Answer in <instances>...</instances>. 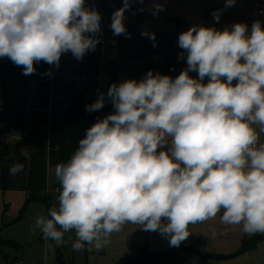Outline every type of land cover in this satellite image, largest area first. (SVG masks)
Here are the masks:
<instances>
[{
  "label": "clouds",
  "instance_id": "1",
  "mask_svg": "<svg viewBox=\"0 0 264 264\" xmlns=\"http://www.w3.org/2000/svg\"><path fill=\"white\" fill-rule=\"evenodd\" d=\"M132 2L122 0L112 13L113 35L131 37L124 21ZM235 3L226 0L225 8ZM163 10L153 3V16ZM221 12L212 13L216 21ZM101 20L86 0H0V59L23 75L35 74L40 62L59 68L67 53L82 60L101 42ZM178 46L187 68L175 78L149 70L86 105L98 111L107 98L114 112L86 129L70 159L55 166L58 206L38 217L33 231L56 246L74 231V251L100 250L131 223L179 247L189 225L222 211L225 225L264 234V143L256 127L264 133V25H193ZM23 168L16 163L9 173Z\"/></svg>",
  "mask_w": 264,
  "mask_h": 264
},
{
  "label": "rangeland",
  "instance_id": "2",
  "mask_svg": "<svg viewBox=\"0 0 264 264\" xmlns=\"http://www.w3.org/2000/svg\"><path fill=\"white\" fill-rule=\"evenodd\" d=\"M154 2H159L164 7V10L156 16L152 15ZM225 2L226 0H144L141 4L133 0L131 9L125 13L124 23L128 33H131L134 28L174 31L178 27L177 19L189 23L185 26L187 30L193 25L222 30L235 23H244L246 19L242 20L241 16H249V19L259 20L264 25V14L255 16L254 0H236L235 5L228 8H225ZM122 6V0H109L108 6H103L99 10L107 44L110 39L112 44L118 45L121 40L118 42V38L124 36L113 35L110 28L112 13ZM141 8L145 10L139 11ZM216 10H222L218 21L212 15ZM140 17L144 18L143 23H139ZM245 24L248 27L251 26L248 22ZM119 46H122V41ZM115 47L114 45V49ZM111 57L108 45L93 55H85L82 60H77L71 53L62 55L59 68L52 66L55 91L59 89L64 94L69 80L76 75L77 70L92 61L100 68V81L103 93L106 94L112 80L109 72ZM125 80H127L126 74L121 73L118 76V84ZM96 92V86L89 87L88 99L94 97ZM38 98V85L34 84L26 88L0 89V107H17L23 104L35 107L38 104ZM256 127L260 142L264 143V133H260L258 126ZM22 141L23 139L17 136L0 135V176L2 164L13 158L15 151L18 152L19 157L25 156L26 151ZM54 169L55 166L49 167L47 174L48 186L51 188L59 184L55 178ZM27 201L26 191L15 189L4 191L0 186V237L13 240L20 245L19 249L9 247L5 249L9 259L7 261L3 258L5 264H14L17 261L23 264H125L127 260L138 257L143 247L151 252L174 248L159 232L144 231L139 225L131 223L125 224L120 232L112 233L110 242L100 250L86 245L83 251H74L72 248L76 239L74 231L65 234L64 243L60 246H56L51 240L46 243L47 239L43 237L40 230L33 231V229L37 218L46 216L52 203L58 206V195H52L46 204L35 203L28 206L21 215V210ZM221 215L222 211L215 218L189 225L191 234L178 247L183 255L179 262L181 264H264V238L256 241L262 234L247 235L242 231L241 225H225L221 222ZM245 238L255 239L256 247L250 251L239 252ZM185 243L188 246H185ZM235 253L237 254L231 256ZM216 255L230 256L220 259L216 258Z\"/></svg>",
  "mask_w": 264,
  "mask_h": 264
},
{
  "label": "trees",
  "instance_id": "3",
  "mask_svg": "<svg viewBox=\"0 0 264 264\" xmlns=\"http://www.w3.org/2000/svg\"><path fill=\"white\" fill-rule=\"evenodd\" d=\"M109 0H98L100 8L107 7ZM143 23L144 18L138 19ZM178 27L174 31H152L147 29L134 28L131 37L120 36L118 42L122 46L112 44L108 40L111 61L109 72L113 83L118 84V76L125 73L127 80H141L151 70L175 78L181 71L187 68L186 54L178 46L179 35L187 31L185 23L177 19ZM142 31L154 33L155 40L142 36ZM114 45L116 46L114 49ZM93 55V54H92ZM36 72L32 75H23V68L16 66L10 59H0V89L26 88L30 84L38 82L39 99L35 107L26 104L17 107H0V135L22 136V143L25 148V156L19 157L15 151L14 157L2 164L0 186L6 191L9 189L24 190L28 193V201L21 210V215L28 206L35 203L46 204L53 194H48V168L58 163L67 162L79 146V141L97 119H102L113 113L111 105L101 108L98 111L87 112L86 105H89L87 90L94 86L96 80L91 79L90 85L73 87L69 85L64 93L63 101L51 112L45 109L48 103L49 78L52 77V66L40 62L35 64ZM51 68V74H45ZM78 72L87 73L91 76L100 74L98 64L92 61L82 65ZM193 78H198L197 72H189ZM204 83H207V78ZM69 102V106H64ZM33 127L29 133L24 128L27 122ZM21 163L23 171L10 175L9 169L12 165ZM59 186L60 185H56ZM256 241H258L256 239ZM20 248V245L13 240H5L0 237V264L9 260L5 249ZM256 247L255 239H244L242 249L239 252H246ZM237 252V253H239ZM232 254L231 256L236 255ZM230 255H216V258H226ZM182 254L178 247L171 250L148 251L143 247L139 256L127 260L125 264H177ZM15 261V259H13ZM11 263V262H10ZM66 264V263H63Z\"/></svg>",
  "mask_w": 264,
  "mask_h": 264
},
{
  "label": "built area",
  "instance_id": "4",
  "mask_svg": "<svg viewBox=\"0 0 264 264\" xmlns=\"http://www.w3.org/2000/svg\"><path fill=\"white\" fill-rule=\"evenodd\" d=\"M86 7L95 8L99 12L98 0H86ZM254 12H255L256 17L264 14V0H254ZM253 22H254V20L251 18L248 20V23L250 25ZM100 27H101V33H99L98 36L100 37L101 42L96 46L94 51H89L86 54V56L95 54L100 49L102 50V49H105V47H106L107 42H106L105 30H104L102 22H100ZM250 28H251V26L249 27V30H250ZM91 79L96 80V83L94 86H96L97 92H96L94 97L88 99L89 104L94 103L97 100V98L100 96V94L103 93L102 84L100 81L101 80V73L98 75L91 76L87 73H82V72L77 71L76 75L71 80H69V85H72L73 87H82L81 84L83 86L90 85ZM49 81H50V84L48 86V103H47V106L45 109L51 114V112L63 101L64 94L62 93V91L60 92L59 89H58V91H55L54 81H53L52 77L49 78ZM34 84L38 85V82H35ZM109 105H111L113 108V105L111 104V102L107 101V98H106V103H105L104 107L109 106ZM64 106H69V102H65ZM113 111H114V108H113ZM32 127H33L32 123L30 121L27 122V124L24 128L25 133L26 134L29 133L32 130ZM58 189H59V186H55L53 188L47 187L46 192L48 194H53V195L59 196ZM53 206H54V203H52V205L49 207V209ZM49 242H50L49 240H46V243H49ZM14 264H23V263L17 261ZM177 264H179V263H177Z\"/></svg>",
  "mask_w": 264,
  "mask_h": 264
},
{
  "label": "crops",
  "instance_id": "5",
  "mask_svg": "<svg viewBox=\"0 0 264 264\" xmlns=\"http://www.w3.org/2000/svg\"><path fill=\"white\" fill-rule=\"evenodd\" d=\"M238 16H240V15H238ZM241 17H243L242 18V20L243 19H246V21L244 22V23H247L248 22V20H249V16L247 17V16H241ZM241 23H243V22H241ZM35 85V84H34ZM39 99V98H38ZM18 137H22V136H18ZM56 186V185H55ZM49 187V186H48ZM51 188V187H50ZM259 241V240H258ZM185 246H188V244L187 243H185ZM182 258H183V255H182ZM179 264H181L180 262H178Z\"/></svg>",
  "mask_w": 264,
  "mask_h": 264
},
{
  "label": "water",
  "instance_id": "6",
  "mask_svg": "<svg viewBox=\"0 0 264 264\" xmlns=\"http://www.w3.org/2000/svg\"><path fill=\"white\" fill-rule=\"evenodd\" d=\"M263 238H264V234L259 235V236L257 237V240H261V239H263Z\"/></svg>",
  "mask_w": 264,
  "mask_h": 264
}]
</instances>
